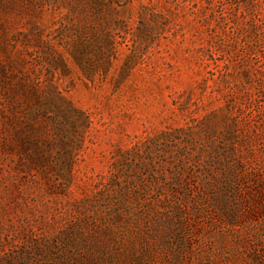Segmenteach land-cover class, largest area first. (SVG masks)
<instances>
[{
    "label": "rangeland",
    "instance_id": "rangeland-1",
    "mask_svg": "<svg viewBox=\"0 0 264 264\" xmlns=\"http://www.w3.org/2000/svg\"><path fill=\"white\" fill-rule=\"evenodd\" d=\"M0 264H264V0H0Z\"/></svg>",
    "mask_w": 264,
    "mask_h": 264
}]
</instances>
